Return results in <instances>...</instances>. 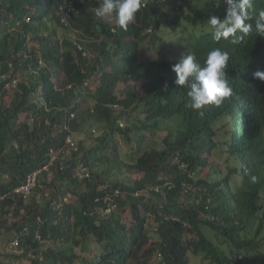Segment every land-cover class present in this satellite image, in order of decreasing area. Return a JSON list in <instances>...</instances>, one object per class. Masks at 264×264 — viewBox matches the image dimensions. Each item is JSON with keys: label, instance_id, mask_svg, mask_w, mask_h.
Returning <instances> with one entry per match:
<instances>
[{"label": "trees", "instance_id": "trees-1", "mask_svg": "<svg viewBox=\"0 0 264 264\" xmlns=\"http://www.w3.org/2000/svg\"><path fill=\"white\" fill-rule=\"evenodd\" d=\"M71 1L0 0V264H264V37L215 41L223 0H146L127 29ZM214 48L233 91L201 116L172 66Z\"/></svg>", "mask_w": 264, "mask_h": 264}, {"label": "clouds", "instance_id": "clouds-1", "mask_svg": "<svg viewBox=\"0 0 264 264\" xmlns=\"http://www.w3.org/2000/svg\"><path fill=\"white\" fill-rule=\"evenodd\" d=\"M226 5L223 19L217 15H211L207 23L213 30V39L219 42L222 38L227 39L235 36L239 31L246 36L250 33H257L264 37V9H261L255 17V22L246 23L252 17L248 9L251 7L250 0H223ZM146 6V0H103L102 4L95 9L97 18L115 16L117 24L127 29L128 25L135 22L136 14ZM235 42V40L233 41ZM229 61V53L220 48H214L207 53L204 65L197 61V57L188 51L182 55L178 62L172 66L176 73L174 83L177 86H184L191 81L188 97L190 108L201 111L206 105L219 106L225 97L232 94V87L226 78L225 69ZM252 76L264 82V70L257 69ZM256 176L251 180L256 181Z\"/></svg>", "mask_w": 264, "mask_h": 264}, {"label": "rangeland", "instance_id": "rangeland-1", "mask_svg": "<svg viewBox=\"0 0 264 264\" xmlns=\"http://www.w3.org/2000/svg\"><path fill=\"white\" fill-rule=\"evenodd\" d=\"M105 18L107 20H109V21H115V16L114 15L113 16H107ZM167 39L170 41V40H172V37H167ZM18 78H19V81L22 79L20 74H18ZM96 86H97V82L94 83V84H90V87H92V88L89 87L90 88V92L87 89L86 93L84 94V96L82 98V102L87 107L91 106V97H90V95H93ZM8 87L11 89L10 93H14L13 89H16V87H13V85H8ZM120 87L123 88V85H120ZM222 121L225 122L226 118H224ZM51 177H52V173L49 174V178H51ZM3 233L4 232L0 233V261L8 263L10 261V257H12V256H9L8 254H14V253L18 254L19 252L13 246L12 241H8V238L4 237L5 234H3ZM155 260H157V259L155 258ZM24 264H30V263L26 261V262H24ZM154 264H156V263H154ZM192 264H208V263H207V261L203 263V261L200 259V257H198L196 255H192Z\"/></svg>", "mask_w": 264, "mask_h": 264}, {"label": "built area", "instance_id": "built-area-1", "mask_svg": "<svg viewBox=\"0 0 264 264\" xmlns=\"http://www.w3.org/2000/svg\"><path fill=\"white\" fill-rule=\"evenodd\" d=\"M67 6L69 7L68 8V11L69 13H72V12H75L77 9H76V6L73 5V2L71 0H65ZM16 82V80H15ZM49 166H45L43 169H46L48 170ZM42 169H39L33 173H31L26 182L23 183L21 186H19L17 189H16V192L17 193H21L25 196H29L33 191L34 189L38 186V183H39V176H40V173H41ZM17 244V242H16Z\"/></svg>", "mask_w": 264, "mask_h": 264}]
</instances>
